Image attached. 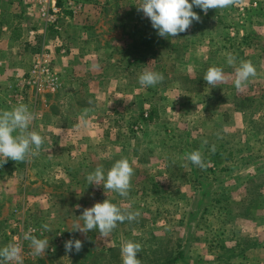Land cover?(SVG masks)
<instances>
[{
	"label": "crops",
	"instance_id": "obj_1",
	"mask_svg": "<svg viewBox=\"0 0 264 264\" xmlns=\"http://www.w3.org/2000/svg\"><path fill=\"white\" fill-rule=\"evenodd\" d=\"M27 2L0 0V110H10L16 73L29 72L34 53L44 47L55 52L58 69L64 73V87L56 95L29 99L37 114L30 130L44 138L39 154L23 163L9 159L0 167V248L7 245L2 236L17 230L12 226L17 223L18 216L14 214L17 209L23 216L22 221L30 218L42 225L53 222L65 226L82 215L85 208L99 202V198L102 203V196L106 194L95 197L85 194L87 174L97 166L112 167L123 158L125 151L132 149L135 160L129 156V162L132 166L135 163L132 183L135 182V202L139 204L135 205V211L140 216L151 215L144 226L135 225V242L147 243L150 239L142 237L158 225L162 226L161 231H168L165 228L172 224L170 218L179 215L177 242L171 237L158 238L155 242L161 247L173 242L179 247L181 257L175 264H264V177L261 175L264 169L259 168L258 175L246 169L244 176L227 179L220 178L224 173L190 174L186 164H180L182 169L176 170L177 161H184L177 160L179 154L174 159L169 149L181 137L198 139L197 131L189 135L185 130L193 119L198 126L203 119L213 123V120L235 116L245 118L249 112L236 106L241 100L234 104V111H221L217 106L222 99L205 98L200 93L201 73L210 67L214 51L220 52L221 45L227 47L238 63L252 62L259 74L258 84L252 85L264 89V0H242L226 9H211L213 26L224 28L217 39L209 28L195 21L192 34L161 37L150 19L137 10L139 0H87L81 14L70 12L61 20L62 37L59 34L58 42L57 34L50 29L43 30L44 21L29 13ZM57 3L61 5L60 0ZM122 7L129 11L127 15L108 14L107 8L115 11ZM193 11L201 17L200 23H207L200 8L194 6ZM120 22H125L128 33L123 39L135 38V50L127 42L117 41L123 36L108 31L106 23ZM62 44L67 48L66 55L60 54ZM145 69L162 73L163 82L142 87L138 76ZM187 83L191 88L186 87ZM258 99L264 105V94ZM214 103L216 108L208 109L207 105ZM85 109H89L87 115ZM263 110L264 106L254 117H261ZM172 119L179 120V127L183 129L174 127ZM137 126L141 129L134 131ZM243 128L251 132V127ZM205 130L199 128L200 133ZM211 130L212 135L235 132L214 123ZM244 150L248 153L241 160L248 163L247 168H255L250 162L256 146L245 144ZM233 156L230 151L227 159L235 160ZM225 164L231 168L234 162L224 161ZM223 182L225 187L221 185ZM229 183L232 185L228 189L249 184L246 194L242 195L248 216L242 223L231 224L230 210L223 211L222 229L228 235L232 233L231 228H244V232L250 229V235L217 239L224 252L218 254L213 249V240H207L205 233H195V238H191L188 215L203 212L196 207L203 200L219 193L224 195L225 191L230 194L226 188ZM257 198L261 200L259 206ZM165 200L171 205L166 206ZM191 207L196 209L189 210ZM66 259L41 257L37 263L59 264Z\"/></svg>",
	"mask_w": 264,
	"mask_h": 264
},
{
	"label": "rangeland",
	"instance_id": "obj_2",
	"mask_svg": "<svg viewBox=\"0 0 264 264\" xmlns=\"http://www.w3.org/2000/svg\"><path fill=\"white\" fill-rule=\"evenodd\" d=\"M27 1L28 2L26 3V5L28 6L29 13L33 17L37 16L41 20H43V30L50 29L51 31H54L55 34H57L58 36L56 38V42H58L59 34L62 37L61 20L65 18L70 12L75 15L81 14L86 4L85 1L87 0H61V5H58L62 11L55 17V19L52 20L46 18V16H41L40 9L38 6H36L34 0ZM31 2H34L35 5H33ZM107 10L108 14H112V16L115 13L119 14V16H125L129 12L124 7L115 11H110L112 10V8H107ZM99 12H101L102 15L105 14L103 10H99ZM212 14L213 13L211 9H209L207 15L204 14L205 18L207 19V23H200L201 21H199L198 25H202L204 27L206 26L207 28H209L212 31L215 39H217L218 36L223 34L222 30H224V28H221V26H213L211 21L213 20ZM124 23H106V25L109 32H117L118 35L123 36L122 38L117 40L118 42H127V44H129V46H132L135 50V38H130L126 40L123 39L126 38L125 36L128 34L126 32V24ZM191 27L186 31V33L192 34L193 30L191 29ZM203 30H205V28H203ZM219 48H221L220 52L214 51L215 56L213 57L210 63V67H221L228 78L226 82L217 85V87L215 88H212L203 79V76L207 71L205 70L201 73V81L203 83V87L201 88L200 93H202L205 98L213 96L214 98L219 97V99H222L220 104L217 106V108L221 111H234V104L238 100H241V104H237L236 106L242 110L248 109L249 112H247L245 118H239L238 116H235L234 118L213 120L214 124H219L225 127V130L235 131L234 133H227L226 131H223L218 135L216 133L212 135L211 128L213 126V123H211V120H200L197 126L194 123L196 120L193 119V121H191V119L189 118L188 121L191 122L188 124L187 129L185 130L189 132V135L191 132L197 131L198 139L195 141H191V137L188 135L186 136V138L181 137L180 140L173 142L169 146V149L171 150V154L173 155L174 159L175 155L179 154L180 159L177 160L184 161V163L177 161L178 165L176 167V170L178 171L182 169L180 164H186L188 167V172L190 174L199 173L204 175H217L218 173H224L223 175H221L222 177L220 178L227 179L231 177L244 176L243 174L246 173L245 170L251 169V174L254 173L258 175V172L260 171L259 168L264 169V110L263 115L261 117H259L258 115H255L254 117V114L258 113L257 111L259 110V108L261 109V107L264 106L263 104L259 103L258 99L260 95L264 94V89H260L258 86L254 87L252 85L258 84L259 74L257 72V75L255 77H250L246 85L240 91H237L234 86V68L227 64V55L229 54L227 47L221 45V47ZM60 49L62 51V53H60L61 55L67 54L66 46L63 48L62 44ZM39 63L49 65L58 74L60 78V86L56 91H51L49 87L43 82L38 81L33 85L28 84V79L32 76H35L34 67ZM256 64L258 65V62ZM236 65H239L237 61ZM58 66L59 60L55 55V52H51L45 47L44 49L37 50L33 55V61L30 71L25 73L18 72L14 77V85L11 87V91L13 92V94L9 103V105H11L10 109L19 104H26L29 107V110L34 112L29 102V99L32 96H53L58 94L64 87V73L63 71L58 69ZM191 86L192 85L189 83H187L186 85V87L188 88H191ZM205 103L206 100H204V104ZM207 107L208 109H215L216 103H214L213 105L208 104ZM171 122L172 125L178 128L179 130L183 129H180L179 127V120L178 122H175V120L172 119ZM200 127L206 128L205 132L200 133ZM243 127H251L249 128L251 132L247 131V128L244 129ZM140 129L141 126L133 128L134 131H138ZM205 141L207 142L206 144ZM245 144H248L250 146H256V150L253 152V158L251 159L252 161L250 162V166H253L255 168H247L248 163L245 164V162L241 160V156L248 153L244 150ZM213 145L215 146L214 151H212ZM194 150L201 151L203 160L207 165L206 169H201L183 159L185 153H190ZM229 150L232 152V155H234L233 157L235 158V160L227 159V155L230 152ZM129 156L133 157V161L135 160L132 149L125 151L122 157L127 158L129 160ZM211 157H214V159H210ZM224 161H226V163H231L233 161L234 164H232L230 168L229 165H224ZM215 162L219 166H217ZM133 164L135 165V163ZM134 165L132 166L131 164L134 169L133 176H135ZM110 168L111 167L104 168L105 175L107 174V171ZM261 175L264 177V173L261 172ZM133 176L131 178V188L127 197L120 196L119 198H116L114 197L113 191L106 190L105 192L102 186L97 187L95 185L89 184H86L85 186V194L90 195L92 197H95L96 195L99 196L100 194H106V197L102 196L103 201L109 199L110 202L117 204L121 208H127L130 211H135V205L139 206V204L138 202H135V182L132 183V180L134 179ZM225 183L226 182H223L221 185L224 186ZM231 185L232 184L229 183V186L226 188L228 189L229 187H231ZM254 185L258 184H252V186ZM235 186H237V184ZM248 188V183L241 184L239 188L237 186L236 189H228L230 194H227L225 191L224 195L221 193L218 194L220 195L219 198L217 195L214 198H208V200H203L201 204L198 203L196 207H199L201 210H203V212H200L197 215H188V222L191 225V232L193 233V235H191V232H189L188 239H190V235L191 238L194 239L195 233H200L201 235L205 233L207 235V240H213V249H215L218 254H221L224 252L221 251L222 249L220 250L219 245H221V243H219L217 239L242 238L243 233L247 238L250 235V229L244 232V228L241 227V230L238 228L232 230L233 228H231L232 233L230 235H228L226 230L224 232L221 224L225 223L221 217V213L223 211L230 210L231 224H233L234 222L242 223L244 221L243 219L248 216V207L244 206L245 201L242 197V195ZM76 191L79 192L80 190L76 189ZM215 200L217 202H215ZM100 201L101 200L99 198V202ZM254 201L255 200H252V204H254ZM260 201L261 200L257 198L256 202L258 206ZM165 203L166 206H168L169 202L165 200ZM169 205H171V203ZM208 205H211L209 209L207 208ZM92 206L94 205H91L90 207ZM196 207L194 209H196ZM194 209L192 207L191 209L189 208V210ZM14 214L18 216V218L17 223L12 226L17 230L14 231L13 234L2 236V241L7 244L17 243L21 246L23 264H38L37 261L40 260L41 257L55 258L56 256L67 257L64 263L59 264H122L120 255L122 240H132L133 242H135V225L139 227L144 226L146 220L150 219L151 217V215H141L137 218L136 224L135 221H125L123 223H118L117 228L112 232V234L109 237L104 238L99 235V232L96 229L90 231L87 235L81 234L78 231H71L73 229V224L78 220L79 216L76 217L73 223H69L70 225L59 226L56 223L50 222L48 223L50 231H46L43 229V225L41 223H36L30 218L29 220L22 221L21 219L23 218V216L18 209L15 210ZM167 220H169V218H167ZM170 221L172 222V224L168 225L165 228L170 232L161 231L162 226L158 225L159 227H155L153 231L152 229L148 230L147 235L142 237L144 240H150H146L145 242L147 243L144 244L140 243L142 245V251L138 254V258L141 260V264H166L179 254L180 249L179 247H175L173 242L170 246L165 247H161L155 244V242H157L156 240H159L158 238L167 239V237H171V240H173L174 242H177V240L179 239L180 216L174 215L170 218ZM44 223L45 222H43V224ZM29 228L34 229L32 234L35 235L37 238L47 239L49 241V247L43 256L32 255V250L29 247V242L23 240V234ZM69 239H79L83 241V248L79 253L75 252V250H73L71 253L66 252L65 242Z\"/></svg>",
	"mask_w": 264,
	"mask_h": 264
},
{
	"label": "clouds",
	"instance_id": "obj_3",
	"mask_svg": "<svg viewBox=\"0 0 264 264\" xmlns=\"http://www.w3.org/2000/svg\"><path fill=\"white\" fill-rule=\"evenodd\" d=\"M242 0H139L137 10L142 11L144 16L149 18L152 27L158 31L161 37H176L180 33L186 32L193 22H199L201 17L193 11V7L200 8L205 15L209 9H225L240 4ZM227 64L234 68V86L240 91L250 77L257 75L256 67L251 61L241 60L236 65V57L229 53ZM227 75L221 67H209L203 79L212 88L226 82ZM164 75L160 72L145 69L138 76V82L142 87H154L163 82ZM89 109L84 110L87 115ZM37 118V114L30 111L26 104H19L10 110H0V167L9 159L23 163L39 154L44 144V138L35 130H30V126ZM86 123V121H85ZM207 142L205 141V144ZM215 150L213 145L212 151ZM183 159L201 169H206L200 150L185 153ZM134 169L127 158L117 160L105 175L102 166H97L95 170L86 176L89 185L102 186L106 192L113 191L121 197H127L131 188V178ZM140 216L139 211H130L121 208L106 199L97 202L90 208H85L82 215L73 224V232H80L87 235L96 229L101 237L107 238L117 228L118 223L125 221H136ZM82 221V223H81ZM43 229L50 231L49 225L44 224ZM34 229L29 228L23 234V240L29 242L32 255L43 256L49 247L47 239H39L33 235ZM83 248V241L79 239H69L65 242L66 252L73 250L79 253ZM142 251V245L132 240H122L120 255L122 264H141L138 254ZM22 249L17 243H8L0 248V264H23Z\"/></svg>",
	"mask_w": 264,
	"mask_h": 264
},
{
	"label": "built area",
	"instance_id": "obj_4",
	"mask_svg": "<svg viewBox=\"0 0 264 264\" xmlns=\"http://www.w3.org/2000/svg\"><path fill=\"white\" fill-rule=\"evenodd\" d=\"M36 6L39 7L41 16L48 19H55V17L62 11L59 7L57 0H34ZM43 54V53H42ZM34 75L28 80L29 85L43 82L51 91H56L60 86V78L58 74L49 66L44 63H39L34 67Z\"/></svg>",
	"mask_w": 264,
	"mask_h": 264
},
{
	"label": "trees",
	"instance_id": "obj_5",
	"mask_svg": "<svg viewBox=\"0 0 264 264\" xmlns=\"http://www.w3.org/2000/svg\"><path fill=\"white\" fill-rule=\"evenodd\" d=\"M60 2H61V0H60ZM149 120H150V118H149ZM180 257H181V254H178L177 256H175L173 259H171L166 264H175V262L177 261V259H179Z\"/></svg>",
	"mask_w": 264,
	"mask_h": 264
}]
</instances>
